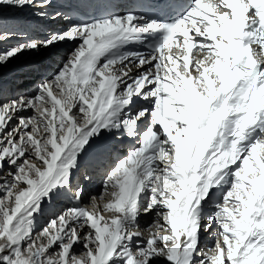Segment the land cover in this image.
Listing matches in <instances>:
<instances>
[{
	"label": "snow or ice",
	"instance_id": "1",
	"mask_svg": "<svg viewBox=\"0 0 264 264\" xmlns=\"http://www.w3.org/2000/svg\"><path fill=\"white\" fill-rule=\"evenodd\" d=\"M0 45V264H264V0H0Z\"/></svg>",
	"mask_w": 264,
	"mask_h": 264
},
{
	"label": "bare ground",
	"instance_id": "2",
	"mask_svg": "<svg viewBox=\"0 0 264 264\" xmlns=\"http://www.w3.org/2000/svg\"><path fill=\"white\" fill-rule=\"evenodd\" d=\"M9 16L19 19L20 21H22L26 25H30L32 27H38L39 28V34H41V35L45 34V30L46 29L61 28V27H64L65 24H66L65 21H59V22H52V21L38 22L35 18L32 17L31 13L28 10H24V11L11 10L9 12ZM0 46L6 47L7 45H0ZM68 47H70V46L69 45H64V46L61 47V49H59V51L65 52V51H67ZM45 56H49V54L45 52V53H41L37 57H25L23 59H34V60H37V58H38V60L43 64V57H45ZM52 60L55 61L56 63H58V59H52ZM20 63H22V61L14 62L8 68H4L2 71L5 74V76L7 78L15 77L14 73L17 72V69H18V66H19ZM43 66H44V68H46L45 64H43ZM48 70H52V69L49 68ZM145 219H148V218H145ZM161 264H163V262H161Z\"/></svg>",
	"mask_w": 264,
	"mask_h": 264
},
{
	"label": "clouds",
	"instance_id": "3",
	"mask_svg": "<svg viewBox=\"0 0 264 264\" xmlns=\"http://www.w3.org/2000/svg\"><path fill=\"white\" fill-rule=\"evenodd\" d=\"M260 59L264 60V57H260Z\"/></svg>",
	"mask_w": 264,
	"mask_h": 264
},
{
	"label": "rangeland",
	"instance_id": "4",
	"mask_svg": "<svg viewBox=\"0 0 264 264\" xmlns=\"http://www.w3.org/2000/svg\"><path fill=\"white\" fill-rule=\"evenodd\" d=\"M37 60H38V58H37ZM208 243H211V241H208Z\"/></svg>",
	"mask_w": 264,
	"mask_h": 264
}]
</instances>
